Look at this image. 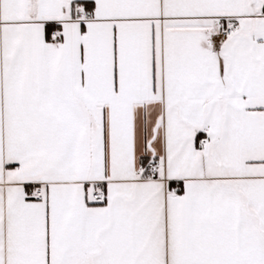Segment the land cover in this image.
I'll list each match as a JSON object with an SVG mask.
<instances>
[{"label": "snow or ice", "instance_id": "1", "mask_svg": "<svg viewBox=\"0 0 264 264\" xmlns=\"http://www.w3.org/2000/svg\"><path fill=\"white\" fill-rule=\"evenodd\" d=\"M0 264H264V0H0Z\"/></svg>", "mask_w": 264, "mask_h": 264}]
</instances>
